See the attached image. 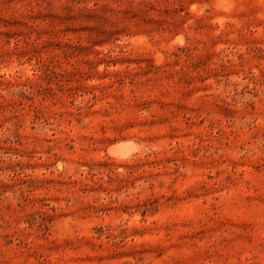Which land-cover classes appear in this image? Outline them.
<instances>
[{
	"label": "rangeland",
	"instance_id": "374dc122",
	"mask_svg": "<svg viewBox=\"0 0 264 264\" xmlns=\"http://www.w3.org/2000/svg\"><path fill=\"white\" fill-rule=\"evenodd\" d=\"M0 264H264V0H0Z\"/></svg>",
	"mask_w": 264,
	"mask_h": 264
},
{
	"label": "bare ground",
	"instance_id": "6f19581e",
	"mask_svg": "<svg viewBox=\"0 0 264 264\" xmlns=\"http://www.w3.org/2000/svg\"><path fill=\"white\" fill-rule=\"evenodd\" d=\"M137 146L135 142L132 141H121L113 144L107 149L108 154L115 159H126L135 150Z\"/></svg>",
	"mask_w": 264,
	"mask_h": 264
}]
</instances>
